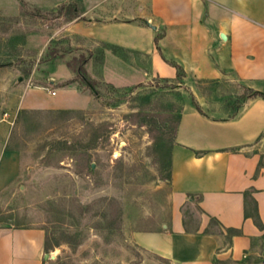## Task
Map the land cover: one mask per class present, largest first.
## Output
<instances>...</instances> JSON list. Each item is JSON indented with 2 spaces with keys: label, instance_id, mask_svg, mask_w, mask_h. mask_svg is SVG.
Masks as SVG:
<instances>
[{
  "label": "rangeland",
  "instance_id": "rangeland-1",
  "mask_svg": "<svg viewBox=\"0 0 264 264\" xmlns=\"http://www.w3.org/2000/svg\"><path fill=\"white\" fill-rule=\"evenodd\" d=\"M69 7L0 0V45L16 55L0 57V129L20 164L0 191V226L41 228L45 264H171L146 238L170 217L173 113L191 107L193 91L185 77L175 88L157 77L125 87L90 78L91 87L78 69L83 54L60 35L47 41ZM195 87L216 117L241 111L253 89L237 78ZM225 103L233 106L218 108Z\"/></svg>",
  "mask_w": 264,
  "mask_h": 264
},
{
  "label": "crops",
  "instance_id": "crops-1",
  "mask_svg": "<svg viewBox=\"0 0 264 264\" xmlns=\"http://www.w3.org/2000/svg\"><path fill=\"white\" fill-rule=\"evenodd\" d=\"M72 1L47 41L60 35L82 53L91 79L117 87L173 80L177 65L198 106L195 86L208 81L237 78L264 92V0ZM10 56L0 45V57ZM173 115L171 213L147 244L171 264H264V99H248L235 117L192 103ZM8 139L0 129V191L20 172ZM44 250L41 228L0 226V264H45Z\"/></svg>",
  "mask_w": 264,
  "mask_h": 264
},
{
  "label": "trees",
  "instance_id": "trees-1",
  "mask_svg": "<svg viewBox=\"0 0 264 264\" xmlns=\"http://www.w3.org/2000/svg\"><path fill=\"white\" fill-rule=\"evenodd\" d=\"M177 74L176 77L173 80L170 79H162L165 82L164 87H169V88H175L178 87L180 85V78H182L184 76L183 70L180 66H177ZM79 73L82 75V78L91 86L94 87L96 85V82L94 80H91L90 78H88L85 74V71L83 69V67H79ZM172 82H175L174 84H172ZM96 91V90H95ZM97 93V92H96ZM242 97L244 98L245 101H247L250 98L253 97H261L264 99V92L260 91V90H255L252 89L248 92V94L242 95ZM192 105L195 109H197L198 111L202 112V110L199 108V106L197 105V103L194 101L193 97H192ZM240 111L237 112L235 115H233V117L239 115Z\"/></svg>",
  "mask_w": 264,
  "mask_h": 264
},
{
  "label": "built area",
  "instance_id": "built-area-1",
  "mask_svg": "<svg viewBox=\"0 0 264 264\" xmlns=\"http://www.w3.org/2000/svg\"><path fill=\"white\" fill-rule=\"evenodd\" d=\"M52 93H54V92H52ZM7 117H8V113L4 112L3 117L0 119V121H6Z\"/></svg>",
  "mask_w": 264,
  "mask_h": 264
},
{
  "label": "water",
  "instance_id": "water-1",
  "mask_svg": "<svg viewBox=\"0 0 264 264\" xmlns=\"http://www.w3.org/2000/svg\"><path fill=\"white\" fill-rule=\"evenodd\" d=\"M222 37H224V36H223V34H222ZM163 227H165V226H163ZM44 257L46 258V257H47V254H45V256H44Z\"/></svg>",
  "mask_w": 264,
  "mask_h": 264
}]
</instances>
